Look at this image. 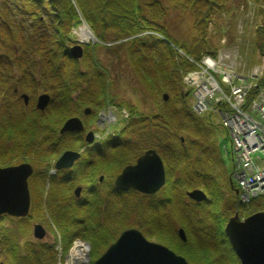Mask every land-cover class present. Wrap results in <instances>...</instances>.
Returning <instances> with one entry per match:
<instances>
[{"label": "trees", "instance_id": "1", "mask_svg": "<svg viewBox=\"0 0 264 264\" xmlns=\"http://www.w3.org/2000/svg\"><path fill=\"white\" fill-rule=\"evenodd\" d=\"M165 1L192 15L195 36L190 41L176 39L162 24L166 15ZM261 2L264 6V0ZM225 9V0L0 2V42L4 48V53L0 54V166L11 165L16 157L27 153L32 156L34 150L39 152V159L55 157L68 147L63 141L74 135H60L59 127L70 117L83 116L86 108L93 109V115L108 106L128 111L129 117L120 131L110 135L111 140L119 141L112 142L109 147V205L103 220L94 215L99 209L88 200V191L80 199L66 193L81 182L86 190L94 181L85 160L55 173L48 172L51 165L46 162L45 166L34 170L28 181L31 207L54 221L61 234L64 253L74 238H80L90 244L95 259L129 222L139 230H142L140 225L148 224L153 205L156 208L155 201L134 191L117 192L112 182L115 175L133 163L143 150L154 148L171 161L170 166L185 159V176L167 177V188L173 187L175 198L182 197L184 189H200L206 196L200 204L190 202L189 213L193 212L194 218L187 216L185 210V221L189 223V230L185 229L188 234L185 248H191L185 251L186 261L189 264H239L223 233L224 224L235 212L239 215L246 212L245 216H249L264 211V195L247 205L237 201L228 182L230 172L215 144V119L192 111L191 92L184 90L182 84L183 75L195 68L187 57L197 62L204 54H215L216 47L206 39V30L210 16ZM258 11L263 12V19L254 29L249 44L252 52L264 58V11ZM81 19L90 27L97 42L85 46L79 61L66 56V46L75 43L69 34L72 28L81 25ZM125 39L128 40L123 41ZM115 42L119 43L106 45ZM175 47L185 57L175 52ZM101 49L115 57L118 63L120 54L124 55L134 80L159 102L156 113L146 115L135 106L117 103L111 97L109 72L97 57ZM262 88L264 68L247 101L250 102ZM13 90L29 95L27 106ZM41 90L50 97L43 111L35 107V98ZM163 94L168 95L167 101H163ZM37 139L42 142L38 144ZM181 139L185 142H180ZM150 140H171L167 146L173 151L163 152L165 144H151ZM38 161L41 162L39 166L45 163ZM172 169L167 171L170 173ZM37 179L41 184L39 193L32 191ZM46 182L49 190L43 198ZM162 194L164 200L159 201V205L170 203L171 194L167 191ZM101 196L98 193L96 197L100 200ZM79 208L84 212H78ZM95 220H100L97 224L100 231L104 229L99 235L96 229L90 228ZM27 221L28 217L0 216V262L55 264L54 243L48 247L24 242L29 227ZM91 231L97 236L93 237ZM104 235L108 236L104 238ZM191 241H195L193 246Z\"/></svg>", "mask_w": 264, "mask_h": 264}, {"label": "rangeland", "instance_id": "2", "mask_svg": "<svg viewBox=\"0 0 264 264\" xmlns=\"http://www.w3.org/2000/svg\"><path fill=\"white\" fill-rule=\"evenodd\" d=\"M2 1L3 0H0V2H2ZM261 1L262 0H225L226 9L220 10L219 12L210 16L208 26H207V30H206V39L210 40V43L212 44V46L216 47V49H220V48L226 49V48L237 47L238 45L240 46L244 40H246L247 42H250L252 40L253 35H254L253 34L254 29L258 25L261 24L262 19H263V12L258 11V10L264 11V8H263L264 6H263V3ZM252 2L254 4H256L255 14H254L253 6H251L249 4ZM259 2L261 3V5L258 4ZM164 7L166 8V15L162 21V24L168 29L170 34L172 36H174L176 39H178L180 41H190L191 38L195 36V31L193 28V17H192V15L187 11L185 12V11L180 10L179 8L174 7L172 4H170L167 1L164 2ZM257 11H258V13H257ZM0 17H1V15H0ZM16 18H19V16ZM42 19L44 20V18H42ZM81 26L87 27L94 37V34L91 31L90 27L82 20V23L79 27L72 28L70 30L69 37H70V39H72L75 42L78 41L77 30ZM128 39H130V38H128ZM128 39H125L123 41H126ZM96 42H97V40L95 37H94L93 41L92 40L88 41L90 46H92V44H94ZM119 42L108 43L106 45L107 46H111L112 44L116 45ZM80 44L84 47L86 45H88L87 43H80ZM241 48H243L242 45H241ZM174 50L180 56L185 57V54L179 48L175 47ZM245 50L247 51L248 56L245 57V55L243 53L240 55L244 56L245 59L247 60V63L244 62L245 67L243 70V74L247 75L249 70L252 68L253 64H255L259 60V57H258V53L252 52L251 47L247 48ZM3 53H4V48H3L2 43L0 42V54H3ZM123 56L124 55L121 53L120 54L121 61H120V63H118V60L115 57L107 54V52H105V50L101 49V50H99V52L97 54L98 59H100L102 61V64H103L102 66H105V68L109 72V80L111 83L109 92H110L111 97H113L117 103H124V104L130 105V106H135L139 112H142L146 115L149 113H156L159 109L158 104H157L159 102H156L154 99H152L150 94H148L146 91H144V89L141 87V85L138 84L134 80V77H133L132 71L128 65V62L123 58ZM82 57H83V55H82ZM82 57L80 59H77V60L80 61L82 59ZM22 62L25 63V61H22ZM22 62L16 61V63H18V64H21ZM36 62L39 63L38 59L36 60ZM251 63H253V64H251ZM24 65H26V64H24ZM182 84H183V77H182ZM183 88L185 90L184 84H183ZM13 92H14V90H13ZM41 92H42V90H41ZM41 92H39L37 94L35 99H37V97L41 94L49 95L48 93H45V92L41 93ZM14 93H19V92L17 91ZM22 94H26L29 98V95L27 93H22ZM1 99H2V92H0V101H1ZM21 100H22V98H21ZM22 102H23V100H22ZM28 102H29V100H28ZM23 105H24V103H23ZM27 105H24V106H27ZM86 109L93 110L91 108H86ZM100 110L102 112H104V113H102V118H103L102 120L104 122L105 129L108 130L110 135L114 134V132H115V134L118 133L119 132L118 129L120 130L122 128L125 120H127L129 117L128 111L126 109L119 110L117 107L108 106L104 109H99L97 112H99ZM97 112H95V114L92 115L93 118ZM109 113H111L114 116L112 120L107 119ZM76 118L79 119L80 117H76ZM214 121H215L214 122V124H215L214 130L216 131L215 144H216L217 148L220 150L222 148L223 144H228V139H227V135H226L224 128L220 124L217 123L216 119ZM62 124H61V126H62ZM61 126L59 127L58 130H60ZM115 130H117V131H115ZM58 133H59V131H58ZM60 135H62V134H60ZM36 141L38 143L40 140L37 139ZM63 142H64L63 144L67 145L68 147L63 148L55 157L39 159L38 155H37V154H39V152L37 153L36 150H34L31 152L32 156H29V153H27V154L22 155L20 157H16L13 160L11 165L0 166V167L15 166V165L22 164V163H28L33 167V170H36L39 167L45 166L46 162H48V164L51 165L50 166L51 168L48 170V172L49 173L54 172L55 169L53 167V164H54V162H56L58 157L65 151H73V146L70 142H67V139H65V141H63ZM74 152H77V151H74ZM35 155H37L38 160H42V162H45V163H43V165L39 166V163H41V162L36 159ZM108 159H109V157H108ZM224 160L226 162L227 169L229 171H231V165H230L229 159H224ZM128 165H130V164H128ZM184 167L185 166H183V168H181L180 172L182 174H184V176H185ZM110 171L111 170H110V166H109V168L106 169V172L108 173V175L110 174ZM164 175H165L164 185L162 187H160L159 190L162 189V192H160L159 195H160V197H164V194H162V193L164 191L169 192L171 194L170 204H173V206H174V204L180 203L182 201L181 198H183V200H185V191H187V193H188L192 190H195V189H188V190L184 189L181 193L182 197L177 199L173 196V195H175V193L173 192V187L167 188V180H168L167 177L171 176V174L167 171V169H166V171L164 170ZM180 176H183V175H179V177ZM29 179L30 178H28V180H27V184H28ZM113 179H115V177ZM87 182L89 183L90 180L88 179ZM163 187H165V188L163 189ZM43 188H44L43 198H45V196L49 190L48 182L45 183V187H43ZM76 188H80L79 193H81V191H82L81 196L85 195L86 190H85L82 182L75 184L66 193H68V194L70 193V194H72V196L75 197L74 191ZM28 190H29V184H28ZM130 190H132V189H130ZM198 190H200V189H198ZM32 191H36L37 193H39L41 191V184H40L39 179H37L36 184H33ZM117 191H119V190H117ZM127 191H129V190H127ZM119 192H124V191H119ZM29 194H30V192H29ZM78 197H75V198L78 199ZM80 198H82V197H79V199ZM30 199H31V197H30ZM45 202L46 201L43 199V205H45ZM185 210H186L187 216L189 215L190 217L194 218V213L191 211L189 213V207L186 206ZM31 211H32L31 216L29 217V219L27 221L29 223L28 224V226H29L28 231H31V229L33 230V223L37 224L41 219H43V221L45 222L46 225L50 224L49 221L52 222V220H50L49 217H47L46 213H44L40 210H35V209L33 210V208ZM78 212H80V213L84 212L83 208L82 209L79 208ZM152 213H153V210H151L150 214H152ZM245 213L246 212H243L242 215H239L237 212L240 219L241 218L245 219L246 217H248V216H245ZM8 217H10V216H8ZM26 217H24V218H26ZM11 218H14V217H11ZM120 218H121V215H120ZM137 222H138V224H142L139 221H137ZM6 223H8V221H6ZM52 223L55 225L54 221ZM108 223L109 222H107L106 225H109ZM191 223H194V220ZM55 227H56L55 233L52 231V233L54 234L53 237L55 238V239L53 238V240L55 241V243H54L55 254H56V263L55 264H57L58 261H60L61 264H69L70 259L68 260V255H70L74 246H76V242L82 244L85 247L86 264H91L94 260L99 258L103 254V252L113 242H115L116 238H118V236L123 231L130 229V228H137V225L132 226L131 222H129L128 227L121 230L119 235L95 259H93V257H92L93 249H91L90 244H88L84 239H80V238H74L71 241L70 246L67 249L66 253H64L63 247H62L63 245H62V241H61L62 238H61L60 231L56 225H55ZM139 227L144 231V228L146 226L140 225ZM70 229H72V228L70 227ZM185 229L189 230V223L187 222V220L185 221ZM99 231H100V229H98L96 233L98 234ZM102 231H104V229H102ZM102 231H100V233ZM91 232H92L93 237L97 236V234H94L93 231H91ZM144 234L148 235L149 237H156V239L163 241V238L161 236L157 235V233H154L152 231H148V234L145 232ZM185 234L188 238V234H187L186 230H185ZM27 235L28 234L24 235V237L26 239H27V237H29V235L31 237L32 234L30 232V234L28 236ZM31 239H32V237H31ZM35 239H38V238H35ZM51 240H52V235L47 237V239H44L43 241H51ZM194 243H195V241H191V246H193ZM174 248L179 249V247H177V246H175ZM187 249H191V248H185V251ZM188 254H190V253H188ZM0 264H3V263L0 262Z\"/></svg>", "mask_w": 264, "mask_h": 264}, {"label": "water", "instance_id": "3", "mask_svg": "<svg viewBox=\"0 0 264 264\" xmlns=\"http://www.w3.org/2000/svg\"><path fill=\"white\" fill-rule=\"evenodd\" d=\"M68 55L72 59H80L83 55L81 44L70 47ZM24 105L28 104V96H20ZM168 95H163L167 101ZM50 101L47 94H41L36 99V109L43 111ZM89 109H85L87 114ZM80 119L71 117L61 126L59 134L82 131ZM91 135L87 133L85 139L89 141ZM79 153L74 151L63 152L54 164L55 170L68 169L78 160ZM33 173V167L28 163L15 166L0 167V216L24 218L30 208V194L27 180ZM165 175L162 162L153 150L146 151L137 158L133 165L125 166L113 181V186L119 191L135 190L143 194L152 195L164 185ZM233 188L231 177L228 179ZM80 188L74 191L79 196ZM187 196L200 202L206 199L205 194L198 189L187 193ZM223 233L239 264H264V211L256 212L240 219L237 212L231 216L223 227ZM43 229L36 224L33 227V236L41 239ZM182 240L183 232L179 231ZM92 264H189L183 257L176 255L166 247L146 241L136 229L123 231L103 254Z\"/></svg>", "mask_w": 264, "mask_h": 264}, {"label": "built area", "instance_id": "4", "mask_svg": "<svg viewBox=\"0 0 264 264\" xmlns=\"http://www.w3.org/2000/svg\"><path fill=\"white\" fill-rule=\"evenodd\" d=\"M252 3L255 14L256 4ZM249 43L244 40L243 48L216 49L214 55L204 54L197 62L188 57L195 68L183 76L185 90L191 92L192 111L214 117L226 132L228 144L220 151L223 159H229L237 200L244 205L264 195V88L247 101L262 75L264 58L258 54L259 60L244 75ZM113 117L109 113L107 119ZM69 264H73L71 259Z\"/></svg>", "mask_w": 264, "mask_h": 264}, {"label": "flooded vegetation", "instance_id": "5", "mask_svg": "<svg viewBox=\"0 0 264 264\" xmlns=\"http://www.w3.org/2000/svg\"><path fill=\"white\" fill-rule=\"evenodd\" d=\"M75 44H77V43L76 42L70 43L66 46V56L67 57H69L67 50ZM81 47H82V50L84 52L85 47L82 45H81ZM15 92H17V91H15ZM21 94L17 93V95L20 99H21V97H20ZM35 104H36V102H35ZM102 113H104V112H102L100 110L99 112L96 113L94 118H91V119L88 118L87 119L86 117L92 116L93 112L89 109V112L86 114L85 109H84L83 110V116H81L79 118L82 125H83V130L79 131V132L78 131L71 132L74 135H73L72 139L67 140V142H70L72 144L73 151H77L79 153V158H78V160H76L73 163L72 167L78 161L85 160L86 164L88 166V170L90 171V173L94 177V181H92L88 184L86 191H88V193H89V195H88L89 199L88 200L92 204H95L96 208L99 209L94 215H98V218L101 217V219L103 220L104 216H106V213L108 211V205H109V184L110 183H109L108 173L106 172V169L109 168V161H108L109 147H110V144L112 142H118L119 140H111L110 139V133L108 132V130L105 129V125H104V122L102 120L103 119ZM115 131H117V130H115ZM118 131H120V130L118 129ZM87 133H90V135H91L89 141H86V139H85ZM116 134L114 132V134H111V135H116ZM40 142H42V141H39V143ZM180 142L184 143L185 141L183 139H181ZM150 143L151 144H154V143L165 144L166 147L162 149L163 152H172L173 151L172 148L167 146V144L171 143V140H150ZM38 144H36V145H38ZM148 150H153L156 152V154L159 156V158L162 162L163 169L165 171H166V168L167 169L173 168L172 170H170V173L172 176L177 178V177H179V175H184L180 171H181V168H183V166H185V159L179 160L177 163H174L173 166H170L168 163H171V161H167L165 157H164L165 158L164 159L157 152V150L154 148H148V149L143 150V152L138 157L143 155ZM137 158L135 159L134 163H132L130 165L135 164ZM181 162L184 164H181ZM54 164H55V162H54ZM54 164H53V167H54ZM72 167H70V168H72ZM70 168H68V169H70ZM68 169L55 170L54 172H51V173H55L56 171H65ZM184 169H185V167H184ZM116 176H115V178H116ZM113 181H114V179H113ZM112 185H113V182H112ZM223 187H224V190L226 191L225 186H223ZM113 188H114V186H113ZM233 188L236 189L235 186H233ZM163 189H164V187H163ZM230 189H231V187H230ZM114 190H116V189L114 188ZM129 191H134V190H129ZM117 192H119V191H117ZM126 192H128V191H126ZM134 192L141 194V195H144V196L151 197V199L153 201H155L156 208L153 205L154 211L151 214L152 217L148 221V224L145 225L146 227L144 228V231L139 230L138 228H130V229L138 230L143 235V237L146 239V241H148L150 243L162 245V246L166 247L167 249H169L170 251L174 252L176 255L181 256L185 259V243H186L187 239L182 240V238L179 235V231H182L184 238H187V236L185 234V207L186 206L189 207L190 202H192L194 204H200L201 201L196 202V201L190 199L186 194L187 191H185V200H183V198H181L182 201L180 203L174 204V206H173V204H170L169 202H167L163 205H159V201L164 200V198L160 197V195H159L160 192H162V189L159 190L157 193H154L152 195H148V194L146 195V194L140 193L138 191H134ZM232 192L234 193V196L236 198L235 192L233 190H232ZM81 193H82V191H81ZM81 193H79V197H82ZM98 193H100L102 195L100 197V200H99V197H96L98 195ZM79 197H78V199H79ZM159 207H161V208L159 209ZM31 210H32V207H31V199H30V208H29V212L27 215L28 219H29V216H31V212H32ZM49 223H50L49 225L48 224L46 225L45 222L43 221V219H41L37 224L40 225L43 229V232H44L43 237L41 239H35L33 236V230L31 229V231H28L27 234L29 235L31 232L32 239H31L30 235H29V237H27L28 236L27 235L26 236L27 239L25 238L24 242H27L28 244L32 243V244H39L40 246L47 245L48 247H51L52 244L55 243V241L53 240L54 234L52 233V231L55 233L56 227L52 222L49 221ZM97 224H100V220H95V222L92 223V226L90 228L92 230H94V229L98 230L99 227H97ZM34 225H36V224L33 223V227H34ZM148 231H152L154 233H157V235H159L163 238V241L156 239V237H149L148 235L144 234L145 232L148 234ZM193 231H194V229H193ZM51 235H52L51 241H43L44 239H47V237H49ZM107 236L108 235H104L103 237L105 238ZM175 246L179 247L180 250L177 248L175 249L174 248ZM53 250L55 252V247H53Z\"/></svg>", "mask_w": 264, "mask_h": 264}, {"label": "bare ground", "instance_id": "6", "mask_svg": "<svg viewBox=\"0 0 264 264\" xmlns=\"http://www.w3.org/2000/svg\"><path fill=\"white\" fill-rule=\"evenodd\" d=\"M77 37L79 43H88V41H93L94 37L87 27L81 26L77 30ZM135 191V190H134ZM147 195V194H146ZM81 244H78L72 250L69 259H71L73 264H86V255L85 248L80 247Z\"/></svg>", "mask_w": 264, "mask_h": 264}]
</instances>
